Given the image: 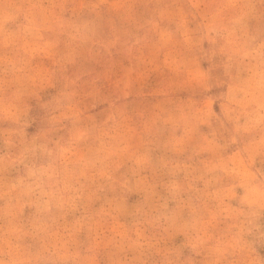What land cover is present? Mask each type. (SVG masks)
I'll list each match as a JSON object with an SVG mask.
<instances>
[{
	"label": "clouds",
	"instance_id": "9594fccd",
	"mask_svg": "<svg viewBox=\"0 0 264 264\" xmlns=\"http://www.w3.org/2000/svg\"><path fill=\"white\" fill-rule=\"evenodd\" d=\"M161 4L89 0L46 81L5 58L0 179L25 175L3 195L35 211L0 233V264H264V0ZM137 30L145 48L105 85L96 62ZM99 181L108 207L70 228Z\"/></svg>",
	"mask_w": 264,
	"mask_h": 264
},
{
	"label": "rangeland",
	"instance_id": "374dc122",
	"mask_svg": "<svg viewBox=\"0 0 264 264\" xmlns=\"http://www.w3.org/2000/svg\"><path fill=\"white\" fill-rule=\"evenodd\" d=\"M88 2L89 0H8L10 18L6 24L3 13L0 12V68L4 66L5 58L15 60L17 68L37 77L38 82L46 81L55 59L67 48L75 46L72 38L63 31L64 23L88 24L90 17L85 15L87 9L83 7ZM131 2L132 0H108V12L118 14ZM167 2L168 0H162L161 7L166 6ZM198 19L197 17L192 20L189 26H194ZM4 28L7 29V34ZM20 36L24 39H20ZM147 39L143 30L132 31L123 45L109 49L110 58L96 62L95 71L101 82L110 85L120 75L122 69L129 64H135L139 50L145 48ZM94 47H100V45ZM26 58H30V64L27 66H25ZM201 67L206 68L207 64H202ZM246 74L241 72L242 77ZM223 91L227 93L228 83L223 85ZM213 110L219 113L216 105L213 106ZM36 114L38 115L39 112L37 111ZM66 155L69 159L74 155L70 146ZM235 166L241 165L237 161ZM24 175L23 168L17 167L12 168L6 178L0 179V233L11 224L29 222L35 211L32 205L25 203L23 207H20L18 201L3 195L7 190L5 180L11 183ZM83 191L84 196L81 197L76 208L64 217L70 228L85 225L88 217L93 212L107 208L108 202L113 197V192L104 181H99L92 187L86 186ZM135 199V196L130 197V202ZM259 223L264 225V221ZM181 239L182 237L178 238L177 242L179 243ZM258 250L264 253V249Z\"/></svg>",
	"mask_w": 264,
	"mask_h": 264
}]
</instances>
